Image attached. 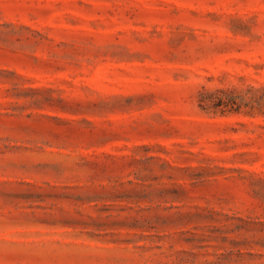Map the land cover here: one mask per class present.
<instances>
[{"label": "rangeland", "instance_id": "374dc122", "mask_svg": "<svg viewBox=\"0 0 264 264\" xmlns=\"http://www.w3.org/2000/svg\"><path fill=\"white\" fill-rule=\"evenodd\" d=\"M0 264H264V0H0Z\"/></svg>", "mask_w": 264, "mask_h": 264}, {"label": "trees", "instance_id": "16d2710c", "mask_svg": "<svg viewBox=\"0 0 264 264\" xmlns=\"http://www.w3.org/2000/svg\"><path fill=\"white\" fill-rule=\"evenodd\" d=\"M228 104H230V105H228ZM202 106V108H210V107H219V108H221V110H224V109H222V107H226V106H230L232 109H234V107H232L233 105H232V103H224V102H206V103H204L203 105H201Z\"/></svg>", "mask_w": 264, "mask_h": 264}]
</instances>
